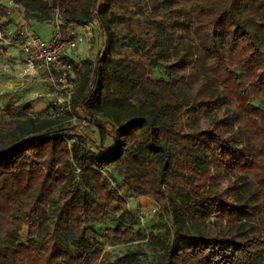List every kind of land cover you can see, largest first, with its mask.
Listing matches in <instances>:
<instances>
[{
    "label": "trees",
    "instance_id": "obj_1",
    "mask_svg": "<svg viewBox=\"0 0 264 264\" xmlns=\"http://www.w3.org/2000/svg\"><path fill=\"white\" fill-rule=\"evenodd\" d=\"M14 3L54 20L49 0ZM57 3L64 21H98L109 47L69 58L79 81L63 113L112 143L95 153L63 113L28 102L0 116V264H264V0ZM121 191L154 198L173 230L113 256L94 235L135 218ZM104 230L136 239L133 225Z\"/></svg>",
    "mask_w": 264,
    "mask_h": 264
},
{
    "label": "rangeland",
    "instance_id": "obj_2",
    "mask_svg": "<svg viewBox=\"0 0 264 264\" xmlns=\"http://www.w3.org/2000/svg\"><path fill=\"white\" fill-rule=\"evenodd\" d=\"M120 0H117V3ZM5 0H0V28L3 29L2 33L10 35V30L14 27H19L23 23L22 15L19 16L14 11H8L2 6ZM54 22V21H53ZM31 23V21H30ZM31 30H35V33H39L41 36H49V32L54 28V24L50 27L45 26L44 30H40L41 24L29 25ZM83 31L84 28L82 29ZM20 35H14L15 39H18ZM107 39L102 32L100 24L96 21L92 22L91 34L86 35V40L81 42L76 49L70 50V54L80 64L86 59H95L97 54L102 52H109ZM82 49V51H81ZM68 51V50H67ZM81 51V54L79 52ZM111 52V51H110ZM24 52L19 48L18 44L13 42L12 44L0 47V116L8 117V109L10 106H16L17 104H24V102L31 103L33 111L36 115L45 116L48 113H53L57 106L50 105L56 98V95H47L49 91L47 74L45 72L38 73V75H29L24 73ZM77 85L79 81L78 72L76 71ZM153 77H163V70L156 68L153 71ZM65 115L64 125L73 126V131L68 133L69 138H75L76 141H80L84 138V142L93 149L92 151L98 153L99 147H108L112 143L111 136L108 134L107 137L102 141L101 136L98 133L97 126L89 122L82 115L81 111L75 112H64ZM81 116V117H80ZM110 127H108L109 130ZM119 182L121 179L119 178ZM109 185L114 188L116 187L117 181L111 180L108 177ZM120 192V191H119ZM126 197V204L129 209L132 210L131 214H134L135 218H132L126 213L117 214L112 219L108 218L104 220L101 226H98L96 233L97 240L107 241L106 248L112 251V255L123 254L128 249L142 246L144 247L146 239L151 235L150 232L164 234L166 230H173L172 219L170 215L164 210L157 201L151 196L147 195H130L127 192L121 191ZM119 225L120 227H127L133 225L136 232L134 235L136 239L130 242H116L110 243L111 239L105 236V228L110 226Z\"/></svg>",
    "mask_w": 264,
    "mask_h": 264
},
{
    "label": "built area",
    "instance_id": "obj_3",
    "mask_svg": "<svg viewBox=\"0 0 264 264\" xmlns=\"http://www.w3.org/2000/svg\"><path fill=\"white\" fill-rule=\"evenodd\" d=\"M57 1L49 0L55 5L53 17L55 29L49 38L34 33L29 27L30 20L27 18L23 19L21 26L12 28L9 36L3 34V29L0 28V44L7 47L15 42L24 52V73L33 76L42 72L47 74L46 80L50 85L46 94L56 95V99L51 104H55L57 108L53 113H49L52 116L63 113L62 105H68L76 88V70L66 51L76 49L85 41L86 35L91 34L92 26V22L64 21ZM6 4L12 8L17 7L14 0H6ZM83 28L85 31L82 30ZM14 35L20 37L15 39Z\"/></svg>",
    "mask_w": 264,
    "mask_h": 264
},
{
    "label": "crops",
    "instance_id": "obj_4",
    "mask_svg": "<svg viewBox=\"0 0 264 264\" xmlns=\"http://www.w3.org/2000/svg\"><path fill=\"white\" fill-rule=\"evenodd\" d=\"M96 22L98 23V21H96ZM36 23L41 24V28H40V30H44L45 26L50 27L51 24H54L53 21H51V22H36ZM36 23L31 21V23H30L29 25L31 26V25H34V24H36ZM98 24H99V23H98ZM30 29H31V28H30ZM54 29H55V24H54V28L51 29V31L49 32V36H47V38L51 37V35H52L51 33L54 31ZM34 31H35V30H33V32H34ZM35 32H36V31H35ZM35 32H34V33H35ZM38 34H39V33H38ZM81 51H82V49H81ZM81 51L79 52V54H81ZM70 53H71L70 50L66 51L67 56H69L71 59H74ZM74 60H76V59H74Z\"/></svg>",
    "mask_w": 264,
    "mask_h": 264
}]
</instances>
